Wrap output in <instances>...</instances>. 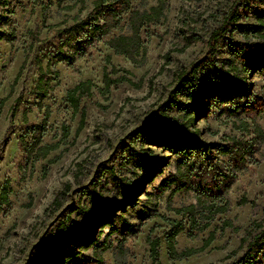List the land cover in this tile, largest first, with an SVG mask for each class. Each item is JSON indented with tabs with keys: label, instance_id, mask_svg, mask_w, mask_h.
Listing matches in <instances>:
<instances>
[{
	"label": "rangeland",
	"instance_id": "1",
	"mask_svg": "<svg viewBox=\"0 0 264 264\" xmlns=\"http://www.w3.org/2000/svg\"><path fill=\"white\" fill-rule=\"evenodd\" d=\"M38 1L0 0V186L8 179L10 188L9 203L0 208V264H57L65 258L69 263L93 260L102 242L107 248L99 264H151L149 237L159 239L160 264H233L243 258L246 248L245 243L240 246V240L250 224L264 215V138L257 136L252 127L259 126L264 134V114L252 120L242 109L264 93V59L257 68H240L237 73L241 86L225 87L220 76L205 66L195 75L210 80L215 93L195 100L187 96V92L198 88L192 71L201 63H209V59L218 67H228L231 52L227 40H218L213 51L207 42L238 0H166L164 17L142 29L146 53L141 64L115 55L106 45L112 37L130 33V11H147L156 4V0H130L129 11L108 34L91 40L81 35L76 52L74 48H64L66 54L74 55L71 66L54 62L51 54L58 43L56 31L71 24L80 3L52 0L43 16ZM82 1L84 8L78 15L85 18L92 14L93 0ZM72 5L71 9L64 8ZM238 11L236 29L229 28L225 37L245 41L241 27L255 21L254 10L243 4ZM56 24L59 26L54 29L47 28ZM26 55L25 67L11 90ZM106 56H110V65L131 73V83H119L109 94L102 95L98 89L102 87ZM37 58L44 68L58 72L42 101L31 93L38 76ZM87 79L95 86L91 89L93 95L81 101L85 118L76 133L80 115L72 114L65 94ZM184 79L192 81L185 83ZM173 97L187 111L196 107L201 112L193 114L198 129L195 136L211 145L210 153L204 154L200 147L165 141L164 128L153 120ZM46 110L47 125L41 144L59 142L63 125L69 127V136L46 159L31 164L19 141L26 127L22 115L25 112L28 123L38 124ZM167 114L180 118L183 111L173 107ZM25 141L30 144V137ZM219 148L237 150L242 159L235 158V153L222 154ZM49 160L54 162L48 163ZM188 162L205 173L203 179L210 183L221 180V172L229 173L226 182L220 181L223 189L219 194L228 202V210L217 214L192 239L187 236L189 226L184 217L185 229L176 237L178 251L200 247L213 229L216 239L201 253L171 261L164 242L167 224L163 217L181 219L170 209L197 204L195 182L184 180L190 188L171 198L170 191L176 185L162 194L158 188L175 175L186 179L184 166ZM46 165L48 170L43 177L42 168ZM121 183L134 189L130 202L121 196ZM90 195L115 210L90 232L88 239L81 240L78 228L96 209ZM243 195L254 205H237ZM55 199L59 204L54 203ZM224 220L232 221L239 230L225 228L221 232L218 228ZM54 251L57 252L52 254ZM252 258V264H264V246H257Z\"/></svg>",
	"mask_w": 264,
	"mask_h": 264
},
{
	"label": "trees",
	"instance_id": "2",
	"mask_svg": "<svg viewBox=\"0 0 264 264\" xmlns=\"http://www.w3.org/2000/svg\"><path fill=\"white\" fill-rule=\"evenodd\" d=\"M80 3L78 8V13L84 8V2L82 0H76L74 5ZM40 5L41 13L44 16L46 14L47 8L52 5V0H47L43 3L42 0L38 1ZM246 4L251 6L254 10L255 21L253 23L244 24L241 27V32L244 34L245 41H235L230 37H225L229 28H234L235 23L239 18V6ZM72 6H65V9H71ZM166 8V0H156V4L149 8L147 11H139L137 9L129 12L128 15V27L130 30L129 34H119L112 37L106 42V45L113 50L115 55L123 56L134 64H141L144 61L146 47L142 38V29L150 24H156L164 17V10ZM130 0H93L92 2V14L86 16L85 18H80L78 13L71 18V24L58 29L56 32L59 35L56 50L51 54V59L54 62H65L67 65L71 66L74 62L73 54H66L64 52L65 47L74 48V51L80 49V38L81 35H86L87 40H91L97 36H102L108 34L111 29L116 28L119 24L120 17L129 11ZM59 24L49 25L48 29H54ZM252 37L253 40L248 38ZM226 39L229 44V49L231 52V59L228 61V67L223 66L218 67L216 64L210 62L207 59L206 62L201 63L197 68L193 69V78L197 84V90L195 92H187V96L190 100H195L199 96H212L215 93V85L211 83L210 80H201L195 73L199 70H203L210 66L212 70L220 76L225 87H231L233 85L241 86L242 79L238 75L240 68L246 69L250 67L257 68L262 65L264 59V0H238L228 11L227 15L222 19L221 24L211 32L208 39V47L210 51L215 50L218 40ZM74 45H78L74 47ZM28 55L24 57L22 64L11 84V90L14 84L17 83L20 78V74L25 67ZM209 58V57H207ZM105 66L102 72V87L98 89V92L102 95L109 94L111 88L119 83L128 82L131 83L128 76L131 73L128 70L116 69L114 66L110 65V56L105 57ZM239 64V66H238ZM38 76L34 82L31 93L39 101L44 100L49 91L51 90V81L58 77L57 71H52L48 66L44 68L42 66L40 58L36 59ZM110 65V69H108ZM123 72L119 77L113 78L111 75L118 72ZM233 72V75H230ZM192 79H184L183 82L188 83ZM95 85L89 79L79 81L72 88H69L65 94V101L68 103L72 110V114L75 115L79 113V125L76 133L79 132L83 126L85 112L81 108L80 104L84 98H89L93 95L91 89ZM182 91V90H180ZM3 101L0 102V107ZM175 97L168 99L164 108L161 112L154 118V122L162 126L165 130L164 139L165 141L174 144H183L186 146H196L202 149L204 154H208L211 151V145L197 138L195 135L198 133V129L195 127V116L194 112L201 114L198 108L191 109L187 111L186 107H183ZM16 104L12 108L14 112ZM177 107L179 110L183 111V115L180 118L170 117L167 113L173 108ZM187 111V112H185ZM243 113L251 118L252 120L260 115L264 114V93L261 97L253 99L251 102L245 104L242 109ZM48 118V111L46 110L43 118L38 124L28 123L26 113L22 115V120L26 124L24 133L20 135L19 141L22 150L27 154L31 164L39 160H44L47 158L49 153L56 149L60 142L65 140L69 136V127L63 125L61 128V139L59 142L51 145H42L41 141L46 130ZM253 132L264 138L263 132L260 127L253 124ZM27 137H30L31 143L27 144L25 141ZM222 154H232L235 153V158L239 160L242 156L238 154L239 151H233L232 148H219ZM187 154L186 151H184ZM54 160H49L48 163H53ZM187 172V178H183V175H175L170 180H165L158 188V193L162 194L165 190L169 189L172 185H176L171 189L169 198H171L176 192L190 188L188 183L184 180L192 179L195 183L193 186V191L197 194L196 200L197 204L201 209H197V206L190 204L180 208L170 209L176 215L181 216V219L176 218H165L163 220L167 224L166 232L164 233V242L167 251V256L169 260H183L187 259L193 255L203 252L206 248L210 246L213 240L216 239V230H212L208 233V236L202 241V244L198 248H186L182 251L176 249V237L185 229V224L183 218H187V224L189 229L187 231V236L189 238H195L196 235L205 230L212 222L217 214L225 213L228 210V202L222 200L219 197L220 192H222L221 182H226L229 179V173L221 172V180H215V183L207 182L203 179L205 173L202 171L198 172L192 162H188L184 166ZM47 165L42 168V176L47 174ZM121 196L126 202L131 201V193L134 189L130 185L122 184L120 186ZM9 180L5 179L0 186V208L2 205L9 203ZM205 198V200L202 199ZM211 198L210 200L207 198ZM213 197V198H212ZM90 202L95 206V212L92 215L86 216V222L82 227L78 228V239H88L90 232L99 225L102 220L108 219L112 216L114 212L113 206L107 205L103 201H99L94 195H90ZM249 201L245 195L241 196L237 202V205L242 206ZM55 204H59L58 200H54ZM254 205L253 201L249 202ZM205 212V213H204ZM200 219L205 220L203 224L200 223ZM64 224V223H62ZM225 228H232L234 231H238L239 228L234 226L232 221L224 220L221 226L218 228L221 232ZM245 243V254L244 257L238 261L233 262V264H252V255L257 246H264V215L261 220L253 221L249 230H247L246 235L241 238L240 246ZM149 245V257L151 259V264H160L158 261L159 251V239L157 237L148 238ZM101 250L94 252L93 260H80L69 263L66 258L57 264H99L102 261L101 254L107 248L106 244L102 242L100 245ZM58 251V250H57ZM54 251L52 254L56 253Z\"/></svg>",
	"mask_w": 264,
	"mask_h": 264
}]
</instances>
